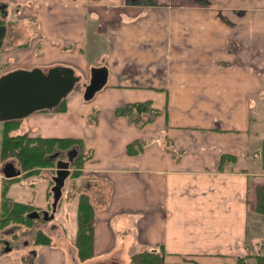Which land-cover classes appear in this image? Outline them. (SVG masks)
Here are the masks:
<instances>
[{"label": "crops", "instance_id": "crops-1", "mask_svg": "<svg viewBox=\"0 0 264 264\" xmlns=\"http://www.w3.org/2000/svg\"><path fill=\"white\" fill-rule=\"evenodd\" d=\"M0 2V78L56 66L80 79L107 70L91 100L74 87L65 109L35 111L12 133L81 139L88 154L76 178L84 191L75 195L74 241L66 249L37 245L30 264L84 261L76 246L81 194L94 209L95 260L87 264H125L124 256L159 247L169 264H264V213L256 209L264 185V0ZM136 102L159 113L144 124L115 114ZM133 142L140 146L130 154ZM4 179L0 169V217ZM0 264L14 259L0 256Z\"/></svg>", "mask_w": 264, "mask_h": 264}, {"label": "trees", "instance_id": "trees-1", "mask_svg": "<svg viewBox=\"0 0 264 264\" xmlns=\"http://www.w3.org/2000/svg\"><path fill=\"white\" fill-rule=\"evenodd\" d=\"M5 20H0V50L3 46L5 35ZM66 99L56 106L58 110L65 109ZM149 102H136L126 104L118 108L115 114L118 116H127L137 124L150 122L159 113L150 107ZM21 120L4 121V134L1 140V160H14L25 175L36 173L40 168L54 166L52 156L57 152L64 155L65 152L76 148L78 153L74 158L71 171V177L77 178L81 175V168L88 158L84 152V143L77 138H44L40 136H31L27 133L14 135L11 132L17 128ZM138 142L128 144L127 149L130 154H135L139 147ZM66 155V154H65ZM262 162L264 166V142L262 146ZM8 180H14L8 179ZM1 194V217L0 227L5 228L10 223L31 225L34 221L29 214L36 210V207L27 202L13 201L7 196L8 182L3 184ZM51 194V191H50ZM256 209L264 213V185L256 188ZM93 206L90 203L88 195L81 194L78 205V231L76 236V246L81 260L92 257L93 241ZM35 245H51V237L39 231L35 234ZM165 250L163 247L150 250L138 251L131 255V264H169L165 260Z\"/></svg>", "mask_w": 264, "mask_h": 264}, {"label": "water", "instance_id": "water-1", "mask_svg": "<svg viewBox=\"0 0 264 264\" xmlns=\"http://www.w3.org/2000/svg\"><path fill=\"white\" fill-rule=\"evenodd\" d=\"M6 5L0 2V14L6 15ZM107 79L105 68H94L90 83L86 86L84 98L92 99L95 94L104 86ZM80 77L75 75L71 67H52L48 70L33 68L31 70L18 69L3 75L0 78V120L23 119L35 111L53 109L67 97L74 89ZM78 151L72 148L67 151V159H58L56 163L55 184L53 192V214L43 212V218L49 220L54 218L58 203L62 197V189L67 177L70 175V166ZM61 155L57 152L52 158ZM3 172L7 178H13L20 174L12 162L5 165ZM31 218L41 217L37 211L29 214ZM105 264V263H99Z\"/></svg>", "mask_w": 264, "mask_h": 264}, {"label": "rangeland", "instance_id": "rangeland-1", "mask_svg": "<svg viewBox=\"0 0 264 264\" xmlns=\"http://www.w3.org/2000/svg\"><path fill=\"white\" fill-rule=\"evenodd\" d=\"M0 20H6V18L0 16ZM90 79L91 78H81L76 83L75 87L82 89L83 92H85L86 86L90 83ZM18 127L19 125L17 128ZM18 131L19 130L15 128L11 133H17ZM3 134L4 121L0 120V154ZM65 154L55 158L54 166L40 168V171L29 175H23L17 180L10 181L4 179L3 184L8 182L9 185L7 188V196L18 201L29 202L40 206L43 208V212L48 211L50 215H52L53 195L48 194L46 189L50 182V185L52 184L54 186L57 159L60 158L66 160L67 156ZM4 162L5 161L1 160L0 157V169L5 167L3 166L5 164ZM71 169L74 170V167H71ZM53 186L50 188L51 191ZM82 189V186L78 183L76 178L68 177L62 189V197L59 201L57 210L54 213V218L49 220L43 218L34 219L31 225L10 223L5 228L0 227V256L2 258L10 256V258L14 259V264H30L33 260L31 252L34 251V249L39 248L34 244L35 234L39 231H43L48 235L50 234L49 236L52 240L51 245H60L66 249V245L74 241L73 236L70 237V235H73V229L75 227V195L79 190L84 191ZM64 210H66V212H64ZM54 224H65L68 227L69 232L64 234V230ZM68 251L69 248L67 250V259L71 260ZM123 259L125 260V264H130L128 256H124ZM74 260V264H87V262L93 261L95 258H89L80 261V263L76 258Z\"/></svg>", "mask_w": 264, "mask_h": 264}, {"label": "flooded vegetation", "instance_id": "flooded-vegetation-1", "mask_svg": "<svg viewBox=\"0 0 264 264\" xmlns=\"http://www.w3.org/2000/svg\"><path fill=\"white\" fill-rule=\"evenodd\" d=\"M41 213H42V211H41Z\"/></svg>", "mask_w": 264, "mask_h": 264}]
</instances>
